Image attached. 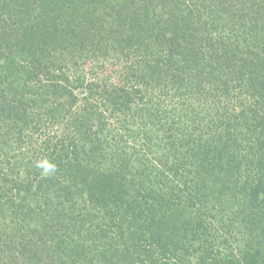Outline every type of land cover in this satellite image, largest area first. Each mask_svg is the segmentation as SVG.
<instances>
[{"label": "trees", "instance_id": "1", "mask_svg": "<svg viewBox=\"0 0 264 264\" xmlns=\"http://www.w3.org/2000/svg\"><path fill=\"white\" fill-rule=\"evenodd\" d=\"M0 264H264V0H0Z\"/></svg>", "mask_w": 264, "mask_h": 264}, {"label": "clouds", "instance_id": "2", "mask_svg": "<svg viewBox=\"0 0 264 264\" xmlns=\"http://www.w3.org/2000/svg\"><path fill=\"white\" fill-rule=\"evenodd\" d=\"M39 167H42L45 171V173H47L49 170H53L55 168V166L51 163H48L47 161L41 163L38 165Z\"/></svg>", "mask_w": 264, "mask_h": 264}]
</instances>
